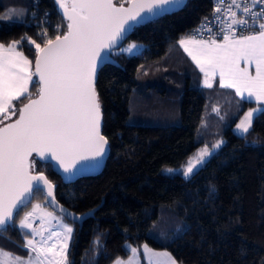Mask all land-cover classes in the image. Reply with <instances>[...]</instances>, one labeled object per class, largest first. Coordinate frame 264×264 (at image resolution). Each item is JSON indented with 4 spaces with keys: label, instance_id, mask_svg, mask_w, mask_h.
Instances as JSON below:
<instances>
[{
    "label": "trees",
    "instance_id": "trees-1",
    "mask_svg": "<svg viewBox=\"0 0 264 264\" xmlns=\"http://www.w3.org/2000/svg\"><path fill=\"white\" fill-rule=\"evenodd\" d=\"M32 1L0 0V15L13 16L0 20V43L27 36L42 44L41 32L54 38L58 25L63 33L53 0L37 2L38 11L49 13L46 27L24 25ZM212 1L186 0L176 12L135 27L124 43L138 44L140 51H112L115 65L99 69L95 86L109 154L97 176L64 184L49 164L32 158L33 173L54 185L56 201L76 215L88 214L80 224L63 219L73 228L67 264H112L128 257L125 245L165 251L177 264H264V111L249 133L233 134L232 126L254 103L219 89L217 81L204 88L178 48L182 39H193ZM18 48L33 60L34 46L22 41ZM219 138L224 143L190 177L166 172ZM35 203L49 209L40 192L24 211ZM23 213L0 231L8 259L33 257L24 247L28 233L17 226Z\"/></svg>",
    "mask_w": 264,
    "mask_h": 264
},
{
    "label": "snow or ice",
    "instance_id": "snow-or-ice-1",
    "mask_svg": "<svg viewBox=\"0 0 264 264\" xmlns=\"http://www.w3.org/2000/svg\"><path fill=\"white\" fill-rule=\"evenodd\" d=\"M54 2L67 21L62 34V26L58 25L54 38L48 37L47 30L41 32L42 44L31 37L7 45L0 43V229L6 230L24 212L19 227L32 234L25 235L24 247L35 254L36 264H67L73 228L63 223L62 216L39 203L32 205L31 211H24L29 197L36 193L46 191L51 199H46L45 204L55 202L54 185L43 173L33 174V155L56 161L69 176L80 170L78 164L84 167L82 162L98 163L108 143L101 134L102 112L95 86L98 68L132 27L130 21L139 23L144 19L143 13L156 15V10L180 8L184 0H126L128 7L117 5L114 0ZM219 4L215 13L227 7L222 42L209 36L207 41L182 39L180 44L204 74L205 87L211 88L212 80L219 75L221 88L234 89L241 100L264 105V0H243V4L238 0H219ZM258 5L259 10L254 11ZM12 18L0 15V20ZM207 31L211 32V27ZM23 40L35 47V71L33 61L18 48ZM189 44L195 47L190 48ZM137 47L132 44L125 51L132 52ZM30 88L36 93L35 98ZM261 111L264 108L257 107L243 114L236 125L241 135L249 133L255 114ZM223 143L218 140L211 148L205 145L199 149L184 168L185 178ZM60 211L66 210L61 206ZM46 218L54 221L47 228ZM35 219L41 221L40 228L32 226ZM57 228L58 231L52 230ZM42 230L48 231L47 237ZM53 237L56 241L49 244ZM143 247L150 264H160L158 259L151 260L160 255L167 258V264H177L168 253H154L147 245ZM131 253L127 264H134L137 249L131 248ZM5 256L9 254L0 250V257ZM10 259L11 264H33L34 258L30 255L27 260L18 256ZM0 264H5L2 258ZM115 264L125 262L117 259Z\"/></svg>",
    "mask_w": 264,
    "mask_h": 264
},
{
    "label": "water",
    "instance_id": "water-1",
    "mask_svg": "<svg viewBox=\"0 0 264 264\" xmlns=\"http://www.w3.org/2000/svg\"><path fill=\"white\" fill-rule=\"evenodd\" d=\"M54 1V0H53ZM186 0H184V3L183 5L185 4ZM55 4V2H54ZM119 5V4H117ZM124 6L125 7H128L129 5L127 3H124ZM55 8L58 12V14L61 16V18L64 20L65 22V29L64 31L66 30V24H67V21L63 18V15H62V11L58 8V6L55 4ZM181 8V7H180ZM180 8H176L175 6H172L171 7V10H156L157 14L156 15H150L148 13H143L142 16H144V19L141 20L139 23H135V22H129L132 27L128 30V32L124 35L123 39L120 40L116 47L114 48L113 51H116L118 50L121 45L125 42V40L129 37L131 31L137 27V26H142V25H145V24H148L152 21H155L157 20L158 18L162 17L163 15H167V14H171V13H174L176 12L178 9ZM43 46V45H42ZM112 52V51H111ZM110 53H107L106 54V59L105 61L100 65V67L98 68L97 70V73L99 71L100 68H102L104 65H107V64H111V65H115V61L111 58L110 56ZM33 64H32V71H35V55H34V58H33ZM97 78V77H96ZM34 79H37V77H34ZM35 95L36 93L33 95V97L35 98ZM26 102V101H25ZM13 119H15V117H13ZM11 121H6L5 123H10ZM101 134H102V119H101ZM108 154H109V148H108V143L107 145H105V154L103 155V157L101 159H99L98 163L97 162H82V164H84V167L81 168V165H77V168L80 169L79 171H75L74 172V175H71L69 176V174L67 173H64L63 169L60 168V166L57 164L56 161L54 160H41L39 157H36L35 154L33 155V158H35V160L39 163H43V164H49L50 165V168H51V171L56 174L62 183L64 184H70V183H73L75 182L76 180L78 179H81V178H90V177H95L97 176L103 169V166L106 162V159L108 157ZM33 174H37V173H33ZM45 196V200L46 199H51V198H48L47 197V194H46V191L45 192H42ZM31 198L32 197H29V200L31 202ZM30 204V203H29ZM28 204V205H29ZM27 205V206H28ZM47 207L52 211L54 212L55 214L59 215V216H62L64 219L72 222V223H78L80 224L81 221L86 217L88 216V214H84V215H76L74 214L73 212H71L70 210H68L67 208H65L64 206H62L61 204H59L56 199H55V202L54 203H51V204H46ZM63 207V209H65L66 211L65 212H61L60 211V207ZM71 214V215H69ZM75 217H78L79 219H75ZM12 224V223H11ZM10 224V225H11ZM9 225V226H10ZM3 230V229H0V231Z\"/></svg>",
    "mask_w": 264,
    "mask_h": 264
},
{
    "label": "built area",
    "instance_id": "built-area-1",
    "mask_svg": "<svg viewBox=\"0 0 264 264\" xmlns=\"http://www.w3.org/2000/svg\"><path fill=\"white\" fill-rule=\"evenodd\" d=\"M37 2L38 0H33L32 5H31V13L28 18V20L24 23V25L28 28H30L33 24L36 23V21L41 24L42 26H47L49 24V13L48 11H38L37 7ZM238 3L243 4V0H238ZM217 6H220L219 0H213L211 4V9L210 13L206 18H204L200 24L196 27V29L192 33V38L195 40H204L207 41L209 36H213L217 42H222V36L223 32L221 29L224 27V24L222 21L225 20L226 14H227V7L226 5L222 8L221 13H215V8ZM259 5L254 9L259 10ZM233 10H236L233 8ZM240 14V13H238ZM211 27L212 31L209 32L207 31V28ZM58 34L57 31L55 32V35ZM60 34H61V29H60ZM247 34V32H245ZM37 36H40V33L38 32ZM27 37V36H23ZM27 41V40H23ZM29 48H33V45L28 44ZM41 221L37 219L36 221L33 222L32 226L34 228H40ZM29 235H32L31 232L29 231ZM39 236H36L35 239L38 241Z\"/></svg>",
    "mask_w": 264,
    "mask_h": 264
},
{
    "label": "rangeland",
    "instance_id": "rangeland-1",
    "mask_svg": "<svg viewBox=\"0 0 264 264\" xmlns=\"http://www.w3.org/2000/svg\"><path fill=\"white\" fill-rule=\"evenodd\" d=\"M218 43H220V42H218ZM132 44H135V43H133V42H127V43H124L119 49H118V53H124V54H126L127 56H131V55H134L135 53H137V52H139L140 51V49H141V46L140 45H138V44H136L138 47L137 48H135V49H133L132 50V52H128V51H125L126 49H128L129 48V46L130 45H132ZM189 47L191 48V47H195V45H193V44H189ZM178 48L181 50V52L187 57V59L192 63V65L196 68V70L202 75V84L204 85V74L199 70V68L196 66V64L193 62V60H192V58L187 54V52H185V50H184V48L181 46V44H180V42L178 43ZM244 65H243V63H241V67H243ZM253 74H254V72H253ZM213 81H217V83H219V75H217L213 80H212V82ZM237 97H239V96H237ZM240 98V97H239ZM252 102L254 103V106L252 107V108H257V107H260V108H264V105H260V104H257L256 102H255V100H252ZM251 109V108H250ZM249 110V109H248ZM247 110V111H248ZM246 111V112H247ZM257 114V113H256ZM255 114V115H256ZM239 123V121L231 128V130H232V132H233V134H235V135H237V136H242L240 133H239V131L236 129V125ZM218 140H222V139H218ZM204 146H201V147H199L198 149H196L195 150V152H194V154L190 157V158H193L194 157V155L199 151V149H201V148H203ZM209 148H211V146L209 147ZM217 151V149L212 153V154H214L215 152ZM211 156V155H210ZM210 156H208V157H206L205 158V161L210 157ZM189 158V159H190ZM189 159L187 160V162H186V164L184 165V166H182V167H180V168H177V169H173L174 171L173 172H168V171H166L167 173H175V174H179V175H181L183 178H185V176H184V174H183V171H184V168L186 167V165H187V163H188V161H189ZM203 165V164H202ZM202 165H198L197 166V168L196 169H194V172L198 169V168H200ZM191 176V175H190ZM189 176V177H190ZM22 218V217H21ZM20 218V219H21ZM18 223V222H17ZM63 223H65V222H63ZM66 224V223H65ZM23 230V229H22ZM53 231H58L59 229L57 228V229H52ZM48 236V235H47ZM47 236H45V237H47ZM24 239H25V235H24ZM56 241V238L55 237H53V239L52 240H50L48 243L49 244H51V243H54ZM68 243H69V241H68ZM144 245H142L139 249H137V256H136V258H135V261H134V264H139V259H138V253H140L141 254V258H142V260H143V262H144V264H150V257H149V255L148 254H146L145 252H144V247H143ZM125 248L129 251V255H128V257L126 258V259H124V260H121V261H124L125 262V264H127V261L129 260V258L132 256V253H131V248L132 247H129V245H125ZM152 250V252H154V253H160V254H163V253H167V252H165V251H161V250H153V249H151ZM159 260V262H160V264H167V258L166 257H164L163 255H160L159 257H152L151 258V260H153V261H155V260ZM33 264H36V261H35V258L33 259ZM113 264H115V263H113Z\"/></svg>",
    "mask_w": 264,
    "mask_h": 264
},
{
    "label": "crops",
    "instance_id": "crops-1",
    "mask_svg": "<svg viewBox=\"0 0 264 264\" xmlns=\"http://www.w3.org/2000/svg\"><path fill=\"white\" fill-rule=\"evenodd\" d=\"M20 17H23V12H22V15H20ZM201 76H202V75H201ZM212 83H213V82H212ZM201 84H202V80H201ZM217 84H218V88H219V89H227V88H221V87L219 86V83H217ZM202 86H203L204 88H207V87H205L203 84H202ZM229 90H232V91L235 93L234 89H229ZM240 99H241V98H240ZM245 101H248V100H245ZM249 102H252V101H249ZM245 112H246V111H245ZM245 112H244V113H245ZM242 116H243V115H242ZM242 116H241L240 118H242ZM240 118L238 119V121L240 120ZM238 121H237V122H238ZM237 122H236V123H237ZM236 123H235V124H236ZM235 124H234V125H235ZM234 125H233V126H234ZM233 126H232V127H233ZM35 204H36V203H35ZM32 205H34V204H32ZM32 205H31L29 208H27L25 211H31V210H32ZM45 208H46V207H45ZM46 209H47V208H46ZM47 210L50 211L49 209H47ZM50 212H52V211H50ZM23 215H24V213H23ZM23 215H22V217H23ZM37 215L39 216V215H41V213H38ZM55 215H56V214H55ZM36 220H37V219H35L34 221H36ZM34 221H33V222H34ZM50 222H51V223H54V221H49V220L46 218V220H45V228L48 227V224H49ZM17 226L19 227V221H18V223H17ZM19 228H20V227H19ZM20 229H21V228H20ZM23 230H25V232L28 233V236H31V235H29V230H28V229H23ZM42 231H43V230H42ZM43 234H44V236H47L49 233H48V231H43ZM39 240H40V238H39ZM39 240H38V241H39ZM32 255H33V258H35V254L32 253ZM140 255H141V254H140ZM138 259H139V255H138ZM3 260H4L5 262L8 260V261H10L9 264H11V259H8L7 257H3ZM119 260H120V259H119ZM122 260H124V259H122ZM115 262H116V260H115L113 263H115ZM113 263H112V264H113ZM6 264H7V263H6ZM139 264H140V259H139Z\"/></svg>",
    "mask_w": 264,
    "mask_h": 264
}]
</instances>
